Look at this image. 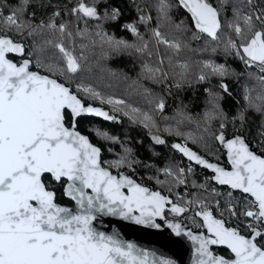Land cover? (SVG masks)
I'll list each match as a JSON object with an SVG mask.
<instances>
[{
    "label": "snow or ice",
    "instance_id": "snow-or-ice-1",
    "mask_svg": "<svg viewBox=\"0 0 264 264\" xmlns=\"http://www.w3.org/2000/svg\"><path fill=\"white\" fill-rule=\"evenodd\" d=\"M131 3L139 15L123 28L135 42L105 31V22L121 16L108 0H74L71 7L64 6L72 17L67 21L51 0H16L14 5L0 0V264H177L124 239L119 231H101L96 222L102 217L166 227L192 244V264H264V154L254 151L243 134L249 109L264 115V0H154L156 26L147 33L138 25L150 24L153 16L136 0ZM33 8L51 11L37 21L36 12L29 11ZM174 9L187 15L181 18ZM194 42L199 46L193 47ZM97 46L105 59L124 53L149 58L142 59L140 77L165 85L169 94L172 87L219 77V88L230 95L223 80L241 75L256 81L259 91L253 96L256 88L245 86L246 107L230 121L220 104L223 96L206 89L211 109L199 134L181 130L185 121L193 122L183 107L173 118L176 127L161 129L157 114L167 107L164 96L133 81L151 106L144 110L88 82L90 55ZM187 53H220L238 60L245 72L211 58L192 60ZM13 55L22 59L14 61ZM117 113L147 129L156 145L166 144L161 132L183 139L171 148L189 163L169 162L147 177L159 190L134 178L137 167L155 166L137 158L132 148L122 144L117 159L102 160L101 148L78 129L83 116L119 122ZM213 121L219 123L215 131ZM230 122L235 129L231 136L226 133ZM196 126L201 129L199 122ZM95 133L121 143L100 129ZM259 135L264 137V131ZM189 142L205 153H213L211 142L218 143L226 149L230 167L211 162ZM193 164L213 175L204 183H190ZM209 181L229 191L209 187ZM189 184L200 190L191 198ZM57 186L74 207L57 203ZM184 219L203 231H193Z\"/></svg>",
    "mask_w": 264,
    "mask_h": 264
},
{
    "label": "trees",
    "instance_id": "trees-1",
    "mask_svg": "<svg viewBox=\"0 0 264 264\" xmlns=\"http://www.w3.org/2000/svg\"><path fill=\"white\" fill-rule=\"evenodd\" d=\"M52 4L59 5L61 9V18L62 20H70L72 17L67 14L64 10V6L68 5L71 7L74 0H51ZM108 2L115 7H119L121 10L120 19L117 21H108L104 23V29L109 34L114 35L117 38H123L129 42H135V37L131 32L123 28L124 24L133 23L138 18V13L136 11L135 4L131 3V0H108ZM154 0H136V4H139L144 8L146 13H150L153 16V21L148 25H138L141 33H147L148 29L156 26L155 9L151 7V4ZM9 4H15L16 0H8ZM36 12V20L39 21L41 17L46 18L47 14L50 13L51 9H40L33 8L29 11ZM181 18L187 15L183 10H175ZM94 22H90V25ZM83 25H81L82 27ZM31 40L26 41L29 45ZM80 41H78L79 43ZM87 43V41H83ZM193 47H198L199 43L194 42ZM161 55H164L163 46H161ZM186 56H190L192 60H201V59H214L217 63H226L237 73L245 72L244 66L232 57H225L223 54H193L187 53ZM142 59L135 54L128 55L126 53L120 55H113L109 59H105L101 56V50L99 46L93 49L92 54L90 55V61L93 65V70L91 74L88 75V82L93 84L97 90L103 92L106 95H114L120 98L127 99L134 106L143 108L144 110H149L150 105H148L140 92L137 91L138 85L133 84V81H139V85L149 88L154 94L162 95L166 99L167 107L163 114H157V121L160 125V128L163 129L165 125H170L176 127V117L177 110L180 107H183L186 114L192 117L193 122L185 121L180 128L184 132H193L199 134L204 125V114L206 111L211 109L209 103V95L206 89H211L212 92L220 93L223 96V99L220 101L222 110L227 114L229 120L238 115L239 112L246 107V101L244 100V88L248 86L250 88H256V91L252 93L253 96L256 95L259 88L256 84V81L250 80L247 75H241L237 77H227L223 80L224 83H227L229 86V94L223 93L222 89L219 88V83L221 82L219 77H213L210 80L204 83H193L192 85H185L181 89H176L172 87L171 94H169L168 89L165 85L153 84L151 81L144 80L140 77L141 72V63ZM152 60L155 57L151 58ZM42 71V70H40ZM127 77V79H125ZM169 84L172 83L171 80L168 81ZM142 92V89H140ZM88 103L100 104L98 101H89ZM101 105V104H100ZM104 108L110 110V106L102 105ZM119 122L106 123L94 118H80L78 121V129L82 134L89 136V139L96 144L102 150V160H115L118 158V155L123 154L122 144L124 146L130 147L133 149L136 157L142 160L146 164L154 165L155 167L146 169L142 166L137 167L136 178L139 182H143L147 186H151L155 190H159V186L155 185L154 181L147 179L148 176H151L155 173L156 168H162L167 165L169 162L180 163L181 166H186V161L171 148L173 143H183L181 137L169 136L167 133L161 132V135L166 140L165 145H156L151 140L150 135L147 129L143 128L139 124L132 123L128 117L123 116L122 114L117 113ZM161 116L168 117L169 119L163 120ZM196 122L201 124V129H198ZM264 115L259 112H256L253 109H249L246 113V127L243 134L256 146L262 154V149H264V137H261L259 133L264 131ZM219 127L218 121H213L210 125V128L215 131ZM236 127H239V123L236 124ZM95 129H100L109 133L112 136L119 137L121 143H113L98 137L95 133ZM235 129L233 128L231 122L229 123L228 128L226 129L227 134H233ZM189 146L193 150L199 151L202 155H205L207 159L224 164V156L216 142H211L213 153H205L198 145H194L189 142ZM155 153V155L153 154ZM218 157V159H217ZM127 172V174H132L128 172L127 169H122ZM115 171V170H113ZM164 177L161 176V179ZM208 178V174L199 169H194V172L188 174L189 182L195 181L197 184L204 183ZM209 187H216L212 184L211 181L208 182ZM58 187V203L67 204L61 195L59 186ZM217 188V187H216ZM189 198L191 194L199 192V189L191 188L189 184ZM218 191L222 193H227L228 190L217 188ZM183 193L184 188L181 187L178 189ZM234 195H238L234 193ZM221 203L223 205V197H220ZM226 251H221L222 254H225Z\"/></svg>",
    "mask_w": 264,
    "mask_h": 264
},
{
    "label": "water",
    "instance_id": "water-1",
    "mask_svg": "<svg viewBox=\"0 0 264 264\" xmlns=\"http://www.w3.org/2000/svg\"><path fill=\"white\" fill-rule=\"evenodd\" d=\"M11 58L14 61H19L22 59L19 56H11ZM36 70V69H33ZM39 71V70H37ZM86 102V101H85ZM88 103V102H86ZM93 106L97 107H103L100 104H93ZM104 108V107H103ZM106 111L108 109L104 108ZM81 118H94L106 123H112L113 121H106L101 117H95V116H83ZM231 136L232 134H228ZM249 141V140H248ZM250 146L254 151H256L258 154H262L259 150H257L256 146L252 144L251 141H249ZM218 144V143H217ZM219 148L224 156L225 163L221 164L225 167H230L228 165L227 156H226V149H224L221 145H219ZM177 152V151H176ZM186 162L187 159L183 157L179 152H177ZM102 159V156H101ZM211 161V160H210ZM213 162V161H211ZM216 163V162H213ZM197 169L200 171L205 172L209 176H212L213 173L209 169H205L201 166L194 165ZM115 174V171H113ZM212 184L220 189H226L229 191V188L227 186H219L216 185L214 181H212ZM151 187V186H149ZM238 194V193H237ZM67 201L71 203L70 206L67 207H74V202L69 200L68 198L64 197ZM63 206V205H62ZM188 227H190L187 223ZM96 226L101 231H106L111 233L112 231H119L124 239L129 240L131 242L136 243L139 246H142L144 248L155 250L158 253H161L177 262V264H192V244L186 240V238L182 237H175L172 235L171 231L167 229L166 227H162L161 229H150L146 228L144 226L135 225L128 221H121L118 218L115 217H102L96 222ZM191 228V227H190ZM197 233L203 231V229L199 230H193ZM219 250V249H215ZM224 250V249H223ZM226 251V250H225Z\"/></svg>",
    "mask_w": 264,
    "mask_h": 264
},
{
    "label": "built area",
    "instance_id": "built-area-1",
    "mask_svg": "<svg viewBox=\"0 0 264 264\" xmlns=\"http://www.w3.org/2000/svg\"><path fill=\"white\" fill-rule=\"evenodd\" d=\"M186 164H188V162H186ZM193 168L194 169H197L195 166H193ZM208 177H210L209 175H208ZM212 182V181H211ZM184 192V191H183ZM188 192H189V189H188ZM191 215V213H187V214H185V216H190ZM169 219H172V217H171V215L169 216ZM183 223H187L191 228H193V230H199V229H197V228H194L193 227V225L190 223V221L188 220V219H184L183 220Z\"/></svg>",
    "mask_w": 264,
    "mask_h": 264
},
{
    "label": "flooded vegetation",
    "instance_id": "flooded-vegetation-1",
    "mask_svg": "<svg viewBox=\"0 0 264 264\" xmlns=\"http://www.w3.org/2000/svg\"><path fill=\"white\" fill-rule=\"evenodd\" d=\"M58 198V197H57ZM63 198H64V196H63ZM64 200H66L65 198H64ZM66 202H67V204H61V205H63V206H70L71 205V203L69 202V201H67L66 200ZM57 203H58V200H57ZM216 251H219V252H223V251H225V250H223V249H219V250H216Z\"/></svg>",
    "mask_w": 264,
    "mask_h": 264
},
{
    "label": "rangeland",
    "instance_id": "rangeland-1",
    "mask_svg": "<svg viewBox=\"0 0 264 264\" xmlns=\"http://www.w3.org/2000/svg\"><path fill=\"white\" fill-rule=\"evenodd\" d=\"M33 69H36V68L34 67ZM36 70H39V71H40V69H36ZM118 120H119V119H118Z\"/></svg>",
    "mask_w": 264,
    "mask_h": 264
}]
</instances>
